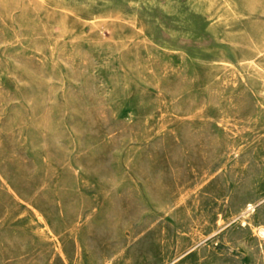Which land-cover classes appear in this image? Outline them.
<instances>
[{"label": "rangeland", "instance_id": "obj_1", "mask_svg": "<svg viewBox=\"0 0 264 264\" xmlns=\"http://www.w3.org/2000/svg\"><path fill=\"white\" fill-rule=\"evenodd\" d=\"M264 0H0V264H264Z\"/></svg>", "mask_w": 264, "mask_h": 264}, {"label": "bare ground", "instance_id": "obj_2", "mask_svg": "<svg viewBox=\"0 0 264 264\" xmlns=\"http://www.w3.org/2000/svg\"><path fill=\"white\" fill-rule=\"evenodd\" d=\"M260 232L264 233V228H261V229H260Z\"/></svg>", "mask_w": 264, "mask_h": 264}]
</instances>
